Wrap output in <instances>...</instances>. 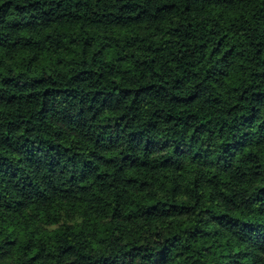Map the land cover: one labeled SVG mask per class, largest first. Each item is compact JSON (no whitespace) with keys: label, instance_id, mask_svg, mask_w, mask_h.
<instances>
[{"label":"trees","instance_id":"obj_1","mask_svg":"<svg viewBox=\"0 0 264 264\" xmlns=\"http://www.w3.org/2000/svg\"><path fill=\"white\" fill-rule=\"evenodd\" d=\"M0 264H264V0H0Z\"/></svg>","mask_w":264,"mask_h":264}]
</instances>
